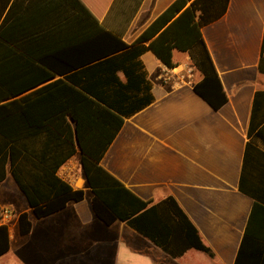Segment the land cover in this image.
<instances>
[{
  "label": "trees",
  "instance_id": "trees-1",
  "mask_svg": "<svg viewBox=\"0 0 264 264\" xmlns=\"http://www.w3.org/2000/svg\"><path fill=\"white\" fill-rule=\"evenodd\" d=\"M134 1L123 27L110 29L80 0H0V179L7 163L33 215H50L85 197L58 174L79 152L97 219L125 222L170 257L189 248L213 257L173 197L143 200L100 161L126 118L154 100L140 60L147 50L168 68L178 65L174 51L187 53L201 74L193 90L214 109L226 103L201 29L229 0H174L127 43L124 32L142 0ZM263 63L264 35L260 70ZM239 189L254 201L233 264H264V200L241 180ZM18 227L30 232L27 212L18 214ZM8 249L9 228L0 224V255Z\"/></svg>",
  "mask_w": 264,
  "mask_h": 264
},
{
  "label": "crops",
  "instance_id": "crops-1",
  "mask_svg": "<svg viewBox=\"0 0 264 264\" xmlns=\"http://www.w3.org/2000/svg\"><path fill=\"white\" fill-rule=\"evenodd\" d=\"M80 1L110 29L123 27L128 6L132 9L135 4L134 0ZM173 1L142 0L124 41L134 42ZM6 12L7 7L3 15ZM201 31L226 103L214 109L193 90L201 78L196 68L190 83L178 82L174 72L192 64L187 53L174 51L178 65L168 68L147 50L140 60L154 100L126 118L100 163L143 200L173 197L214 256L189 248L170 257L125 222L105 225L97 219L76 152L58 174L74 188L84 189L85 197L37 218V226L30 219L31 230L25 235L32 236V244L21 247L16 264H233L254 201L240 191V180L264 200V68L259 69L264 0H229L224 14ZM165 74L170 80H164ZM2 208L12 212V222L0 219L9 228V249L0 255V264H7L11 227L20 234L18 214L31 211L7 163L0 179V212Z\"/></svg>",
  "mask_w": 264,
  "mask_h": 264
},
{
  "label": "rangeland",
  "instance_id": "rangeland-1",
  "mask_svg": "<svg viewBox=\"0 0 264 264\" xmlns=\"http://www.w3.org/2000/svg\"><path fill=\"white\" fill-rule=\"evenodd\" d=\"M78 165L80 166V159H79ZM80 172H81V175L84 176L83 171L81 169V166H80ZM62 174H63V176H65L66 173H62ZM87 197H88V195H87ZM15 209H17V208L15 207ZM29 216H30L31 221L34 222V225L37 226V223H38L37 218L31 213V211L29 212ZM10 222H12V220ZM11 236H12V250L5 258H6L7 264H16L17 259L21 258L20 257L21 247L22 246H26L28 248L31 247L32 236L31 235H20L18 233L16 226L11 227ZM19 263L20 264H27V262L23 263V261H20Z\"/></svg>",
  "mask_w": 264,
  "mask_h": 264
},
{
  "label": "built area",
  "instance_id": "built-area-1",
  "mask_svg": "<svg viewBox=\"0 0 264 264\" xmlns=\"http://www.w3.org/2000/svg\"><path fill=\"white\" fill-rule=\"evenodd\" d=\"M182 66L183 67L181 70L174 72L178 76V82L190 83L193 79L195 67H194V65L187 64V63L183 64ZM164 80H166V81L170 80V74H165ZM11 218H12L11 210L9 208H2V210L0 212V219L3 222L8 223V222H10Z\"/></svg>",
  "mask_w": 264,
  "mask_h": 264
}]
</instances>
